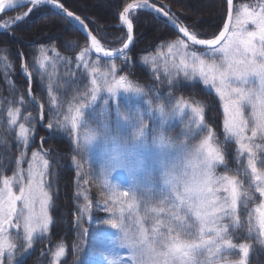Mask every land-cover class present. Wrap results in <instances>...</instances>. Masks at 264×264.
Instances as JSON below:
<instances>
[{
	"label": "snow or ice",
	"instance_id": "1",
	"mask_svg": "<svg viewBox=\"0 0 264 264\" xmlns=\"http://www.w3.org/2000/svg\"><path fill=\"white\" fill-rule=\"evenodd\" d=\"M27 4L31 7L26 12L5 20L0 24V30L14 29L38 6H50L55 10L54 17L78 24L90 42L75 57L76 69L69 73L75 78L60 85L74 94L68 101L67 111L58 112L55 121L48 122V135H54L57 130L69 132L75 153L71 160L77 177L83 169L77 157H88L93 147L100 151L103 173L110 175L123 170L131 177L129 187L123 191L105 180L104 186L109 192L100 195L103 197L102 210L108 218L100 220L99 225L108 226L117 234L113 236L99 225L94 234L106 238L109 244L127 249V259L120 264H128L129 260L131 264H246L250 245H237L233 236L245 228L241 206L246 208L252 199L251 189L254 187L255 192L264 197V157L258 154L264 153V0L239 8L234 6L233 0H227L223 27L210 38H201L197 30L199 21L186 25L170 10L157 7L150 0L125 2L119 11V26L126 27L127 37L119 49L105 48L88 30L85 20L65 7L61 0H0V13ZM138 9L162 14L178 32L175 39L166 43L168 56H164L160 48L155 55L141 56V61L153 69V78L158 82L151 86L129 79L132 75L130 64H134L129 56L134 41V22L130 16ZM48 50L41 44L37 57L40 68H44V61L49 59ZM51 51L55 53L54 44ZM93 52L98 60L86 59ZM20 55L23 58V53ZM101 56L106 62L118 58L121 63L112 62L102 71L98 64ZM157 57L164 58L163 65L158 66ZM71 64L69 60L68 65ZM81 65L84 72H79ZM161 68L167 80L164 95L159 94L158 87L164 83L159 74ZM122 72L127 74H120ZM85 73L90 87L87 84L83 90L74 87L83 83ZM200 82L206 86V91L207 86L214 89L222 102L223 142L213 143L216 134L206 124L208 107L203 101L195 95L191 98L175 96L189 87L196 89ZM122 94L135 98V103L122 104L119 99ZM49 96L53 106H58L51 84ZM29 97L36 101L31 93V83ZM98 99L103 101L99 110L96 107ZM25 102L23 96L19 101L5 97L0 100V105L6 106L9 129L18 124L16 139L27 147L35 124L26 126L25 122H19L21 107L18 105ZM247 106L252 109L250 117L245 115ZM40 108L43 113L44 105ZM24 120L31 121V115L25 116ZM176 120L184 127L172 135ZM81 128L86 129L83 134L78 131ZM205 131L206 135L198 144L189 145V141ZM233 139L236 155L230 161L228 143ZM4 142L0 138V143ZM242 157H246V168L237 167L235 174H229L230 162L242 165ZM21 159L23 153L16 161L13 176H5L0 188V264H16L20 257L31 252L38 234L41 237L47 234L54 223L49 213L50 207L54 206V197L50 193L51 184L46 183L49 160L33 151L25 177L24 170L19 167ZM218 168H223V174L217 172ZM155 173L162 177V184L154 179ZM14 184L19 186L18 193L13 190ZM145 187L144 198L157 202L145 205L141 216L137 194ZM77 195L83 196L85 203L80 206L79 217L72 228L79 238L75 250L83 252L89 228L84 227L81 220L86 215L90 217L93 209L83 190ZM126 211L135 214V227L127 222L132 216L126 217ZM257 211V239L264 245V211ZM147 220L152 221L150 229L144 226ZM251 220L249 215V235L254 231ZM11 229L16 230L15 237L10 235ZM237 248L241 258L229 260L228 253ZM89 251L99 250L89 248ZM64 255L65 246L61 242L54 257L59 260ZM105 264H118V261L107 259Z\"/></svg>",
	"mask_w": 264,
	"mask_h": 264
},
{
	"label": "trees",
	"instance_id": "2",
	"mask_svg": "<svg viewBox=\"0 0 264 264\" xmlns=\"http://www.w3.org/2000/svg\"><path fill=\"white\" fill-rule=\"evenodd\" d=\"M82 0H61L70 11H73L76 15H79L85 20L90 31L93 35H96L100 39L101 43L107 47L119 46L125 39V31L115 26L118 23L119 11L122 10L125 2L132 0H105L103 3H98L96 7H80ZM168 5L170 10L176 14L179 20L186 24L191 25L193 22L199 21L197 30L201 33V38H210L212 34H217L221 29L227 11L226 0H213L214 5L217 7V11L214 16H197L192 10L193 3L188 1L187 4H182L178 0H155ZM258 0H234V6L240 7L244 4H254ZM26 6L20 7V10L25 9ZM16 12V9L8 11L9 15ZM53 10L46 6H38L37 10H34L25 20L17 23L14 29H8L0 31V95L10 94L9 87L2 78V60L5 61L10 68V74H12V81L14 83L15 93L25 99L26 108L28 111L35 115L33 123L35 124V136L32 142V147L38 146V140L44 138L41 143L44 148L47 149L46 156L49 160V175L48 184H51L50 193L54 197V206L50 207V215L53 217L54 223L50 225L48 236L45 239H38L33 244V249L28 253L19 264H37L39 261L45 259L48 254H44L39 257V253L45 249V243L50 240L49 248L53 251V248L63 242L66 250V256L61 264H87L88 258L93 256L95 252L89 251L91 246L84 248V251L77 254L74 246L79 242L77 233L72 229L74 214L73 211L79 213V197L77 195L78 188L76 186V169L72 165L71 157L75 153L72 151L71 140L56 131L54 135H48L39 123V109L29 101L26 91L28 82L25 80L20 72L21 58L19 53H23L26 68L31 75V90L36 100L44 105V123L48 124L52 121L51 116V98L49 96V88L47 86L48 81L42 76L37 67V57H39V49L41 44L48 48L52 57L59 58L58 71L55 73L54 87L59 95L63 98V102L67 103L73 91L60 87L61 84H65L69 79H74L69 75L71 70L76 69L75 57L80 52L81 48L87 46V37L71 22H65V20L52 15ZM47 17V18H46ZM1 19V18H0ZM134 22V41L129 51V56L134 64H130L132 75L129 76L130 80L139 82L142 85L151 86L158 82L153 78V71L150 69L149 64H144L141 61V56L156 54L158 48L164 51L166 43L176 38L178 33L166 23L165 19L147 10H138L131 16ZM205 29L207 31H205ZM55 45V53L51 51V46ZM5 45L7 48H5ZM79 45V47L77 46ZM162 45H164L162 47ZM58 53V55H57ZM71 60V66L68 65V61ZM100 63H105V60L99 59ZM113 62L118 65L121 63L120 59H115ZM80 66L79 72H82ZM120 74H127L122 72ZM83 83L74 87L84 89ZM163 86V84H158ZM54 89V91H55ZM14 93V94H15ZM13 94V95H14ZM178 96L185 98H191L193 95L201 101H203L208 111L206 113V122L212 123L220 120V111L218 108V101L216 97L204 90L199 84L196 89L189 87L188 89L181 90L177 93ZM16 99L15 96L12 97ZM219 129V127H216ZM3 130V129H2ZM4 138L6 143L10 146V152L6 153L4 159V165L6 172L12 168V158L16 155L18 147L12 137L7 131L4 132ZM228 149L231 152L232 146ZM229 153L230 161H233V154ZM8 157V158H7ZM83 164V175L88 181L85 183V193L87 194L89 201L92 204V212L90 214V221L81 220L83 226L89 228V235L85 240L89 243H96L94 231L99 225V221L108 218V214L105 213L103 208V197L100 195L104 192L106 195L109 190L102 184L99 176L98 168L86 169L88 164L85 160L87 157L78 156ZM232 162H230L231 164ZM85 169V170H84ZM101 228H105L103 225H99ZM76 234V235H75ZM238 239L235 241L247 243L250 245V254L246 264H264V247L259 244L254 234H236ZM93 249V248H92Z\"/></svg>",
	"mask_w": 264,
	"mask_h": 264
},
{
	"label": "rangeland",
	"instance_id": "3",
	"mask_svg": "<svg viewBox=\"0 0 264 264\" xmlns=\"http://www.w3.org/2000/svg\"><path fill=\"white\" fill-rule=\"evenodd\" d=\"M104 1L105 0H82L80 2V7L83 6L82 2L84 3V5L86 7L89 6L88 4H91V6L96 7L98 5V3H103ZM178 1H180L184 5L187 4L188 1H191L193 3V9L192 10L197 14V16H212L213 17L214 13L217 11V7H216V5H214L216 3L212 4L214 2L213 0H178ZM14 9H16V12H14L11 15H9L8 13H5V12L0 14V18H1L0 19V24H3V22L5 20L14 19L17 15H22L26 11V9H28V7L26 9H23V10H20V7H16ZM249 27H251V26H249ZM105 48H113V47L105 46ZM163 53H164V56H168L169 55L167 53L166 46H165V49H164ZM51 54H53V53H51L49 51L47 52V55H48L49 59L47 61H44V65H45L44 68H40L39 63L37 62V67H38L39 71L41 72L42 76H44L45 79H47V81H48V84H47L48 88H49V84H51V86H53V84H55V77H56L55 73H56V71H58V69H57L58 68V62L61 61L57 57H52ZM86 59L92 60V61L98 60V59L93 58L91 56V54H89V56L86 57ZM112 62L113 61H107V62L102 64V63H100L98 61V64H99V67L101 68V70L103 71L106 66L110 67ZM177 62H178V58H177ZM163 63H164V58L163 57H157L158 66L163 65ZM22 65L20 66V72H21V74L23 75V77L25 78L26 81H27V79L30 81V73H29V71L25 72V66L23 65V67H22ZM81 67L83 69L82 72H84L83 65H81ZM1 70H2V78L5 81V83L8 85L10 94L8 95L6 93L3 96L1 94L0 95V100L4 99L5 97H7L8 99H13L12 97L15 96L16 97L15 100L19 101L20 97L15 93L14 83L12 81L13 77H12V74H10V72H9L10 68H9V66H7L5 64V62H2ZM50 73H51V76L49 75ZM159 74L161 75L162 79L164 80L163 86H158L160 88L159 94L160 95H164L167 92V80L164 77L162 68H161V71H160ZM83 78H84L85 84H87L90 87L89 78L87 77L86 73H85ZM200 85H201V87L204 90H206V86L203 85L202 82H200ZM54 89L55 88L52 87V92H53L54 95L57 96L59 104H58V106H53L52 101H51L50 109H51V116H52V121L53 122L56 119L57 113L58 112L59 113L66 112L67 111V107H68V102L64 103L63 102V98L59 95V92L56 89L54 91ZM207 89H208V92L212 93L216 97V99L218 101L217 103H218V108H219L221 117H220V120L218 122H214L213 120H211L212 123H207L206 122V124L211 126L213 131L216 134L213 143H216L217 141L223 142L224 141V130H223L224 112H223L222 102L220 101L219 97L216 95L214 89H211L210 86H207ZM31 93H32V90H31ZM26 94H27V97H28L29 101L34 103L35 106H37L38 105L37 100L35 102H33V101H31V99L29 97V87H27ZM102 95H106V94H102ZM119 99H120V102L122 104H125V105L134 104L135 103V98L125 97L123 94L119 97ZM102 103H103V101L98 99L97 104H96L97 110H99V108L102 105ZM18 106L21 107V115L19 117V122H25L26 126H30L33 123V120L35 119V115L32 112L27 110V108L25 107L26 106L25 103L22 104V105H18ZM39 107H40V105H39ZM0 109H2V111H0V138H3L4 141H5L4 143H0V188H2L3 187V184H2L3 178L5 176L12 177L13 173L16 171V169H17L16 161H17L18 158H20L21 153H23V159L20 160L19 167L24 170L23 174H24L25 177L27 176V169H28V166H29V161L32 160V152L33 151L39 152L42 156H44L45 159H48V158L46 156L47 152H45V151H47V149L44 148L42 143H41V139L42 138H40L38 140V146L32 147V145H31L32 142H33L34 136H35V130H34V132L30 133L28 146L25 147L22 142H18L17 139H16V132L18 131V124L16 126H14V128L9 129V127L7 125L6 106L5 105H0ZM251 112H252L251 106H247L246 109H245V115L250 117L251 116ZM41 114H42V112L38 116L39 123L48 132L47 124L44 123V114H43V122H41ZM28 115H31V117H32L31 121H25L24 120V117L28 116ZM61 118H62V116H61ZM186 122H187V118H185V123ZM183 127H184V124L181 123L179 120L174 121L173 125H172L171 134L172 135H176L178 132H180V130ZM216 127H219V129L216 128ZM85 130L86 129L81 128L78 131L81 134H83ZM6 131L10 135H12V137H13V139H14L17 147H18L16 155H14L13 158H12V165L13 166L8 172H6L7 168L4 166V159H5L6 153L10 152V146L6 143V140L4 138V132H6ZM57 131H59L60 133H62L63 135H65L66 137H68L71 140V136H70L68 131H64V130H57ZM204 135H206V131H205V133H202L200 136L196 137L195 139L189 141V145L192 146V145L198 144L200 142V140L203 138ZM249 135H250V133H249ZM181 139H183V137H181ZM257 142H261V141L258 140ZM230 146H232L231 153L233 154V158H234L235 155H236V145H235V140L234 139L228 143V148ZM229 150L230 149H228V151ZM258 154L261 155L262 157H264V153H258ZM241 159H242V165H237L234 162L230 164L229 174H235V169L237 167H241L242 166V167L246 168V157H242ZM85 162H86V164H88L86 169L94 168V170L96 171L95 167L98 168V171L100 173L99 176L101 178V181H102L103 185L105 184V180H107L109 185H112V184L117 185L118 186V190H120V191L126 190L129 187V184L131 182V177L129 176V174L126 171L118 170L116 172L111 173L110 175L106 174V173H103L101 171V168H100L101 156H100L99 149L93 147L91 153L86 158ZM223 171H224L223 168H218L217 169V172L219 174H223ZM82 175H83V172L81 170L80 176L77 177V179H76V186L78 188V192L81 191V190H83L85 192V183H84V181L86 180V178L83 176L82 179H81ZM248 178L250 180V174H249ZM154 179L160 184L163 183V179H162V177L160 176L159 173H155ZM46 183H47V181H46ZM245 187H247V185ZM105 188L107 190H109L107 187H105ZM13 190L18 193L19 186L17 184H14L13 185ZM251 191L253 193V197H252L251 200H249L247 202V207L245 208V207H243V205L241 206L242 219H243V221L245 223V228L240 231V234L243 233L244 230L247 231L249 215H251V218H252L251 222H252V226H253V229H254V231L252 233L254 235H256V239H257L258 232H259V226H258L259 212L257 210L259 209L260 211H264V208H261V204L264 203V197H260L259 193L255 192L254 187L251 189ZM146 192H147V187H145V189H143L140 193L137 194L138 200L140 201L139 214L141 216L144 215L145 205L151 206L152 204H155L157 202L155 199H153V200L145 199L144 198V193H146ZM221 195H223V194H221ZM78 197H79L78 203L81 206V205H83L85 203V201L83 199V196H78ZM73 213H74V218H73V224H74L76 222L77 218L79 217V213H76V212H73ZM129 215L132 216V219L127 221V222L129 224H131L133 227H135L134 221H135L136 216H135L134 213H130V212L126 211L125 212V216L127 217ZM82 219H84L85 221H90L91 220V218L89 216H87V215L84 216ZM151 223H152L151 220L144 221V226L146 228L150 229ZM103 226H105V225H103ZM102 229L104 231H106L107 233L112 234L113 236H115L117 234L115 232V230H112L108 226H105V228H102ZM75 233H76V231H75ZM247 233H248V231H247ZM10 235L15 237L16 230L15 229H11L10 230ZM21 235H22V230H21ZM46 236H47V234H43L42 237L45 238ZM95 236H97V235H95ZM39 237H41V236L38 234L37 238H39ZM75 237H78V236H75ZM236 239H238V238H237V236L234 235L233 236V242L236 243L237 245H239L240 243H243V242L235 241ZM94 240H95L96 243H92V242L88 243L85 240V247L86 248H87V244H88V246H91L93 249H98L99 250L98 252L93 251L95 253H94L93 256L88 258L87 264H105V261L107 259H115V260L118 261V264H120V262H122L123 260L127 259V249L118 247L115 244H109L108 240L106 238H104V237L97 236V238H95ZM257 241H258V239H257ZM17 243H20V241H17ZM58 245L59 244H57L53 248V251L49 252V255H47L44 260L39 261L37 264H61V261H63L65 259L66 250H65V255L63 257H60L59 260H56L55 257H54V253L57 250ZM262 246L264 247V245H262ZM46 250H49V246L46 247ZM45 252H47V251H45ZM101 252L104 254L103 256H101L99 254ZM76 253L80 254L81 252L76 251ZM80 255H83V254H80ZM24 257H25V255L20 257L17 260L16 264L19 263L21 261V259L24 258ZM227 258L229 260H231V261H238L241 258V254H240L238 248L236 250H231L228 253ZM75 264H79V262H77ZM128 264H131L130 260L128 261Z\"/></svg>",
	"mask_w": 264,
	"mask_h": 264
},
{
	"label": "water",
	"instance_id": "4",
	"mask_svg": "<svg viewBox=\"0 0 264 264\" xmlns=\"http://www.w3.org/2000/svg\"><path fill=\"white\" fill-rule=\"evenodd\" d=\"M132 2V1H131ZM151 2V1H150ZM157 6V5H156ZM48 7H50V6H48ZM157 7H160V6H157ZM51 8V7H50ZM54 10V9H53ZM168 10V9H167ZM226 18H227V13H226ZM226 18H225V20H226ZM170 24V23H169ZM171 25V24H170ZM223 27V26H222ZM125 30H126V27H123ZM89 30V29H88ZM175 30V29H174ZM127 31V30H126ZM176 31V30H175ZM177 32V31H176ZM178 33V32H177ZM90 42L88 41V44H89ZM122 47V46H121ZM121 47H119V48H121ZM197 47H199V46H197ZM119 48H117V49H119ZM92 54H94V55H96L97 56V54L96 53H92ZM101 58H103L102 56H101Z\"/></svg>",
	"mask_w": 264,
	"mask_h": 264
}]
</instances>
